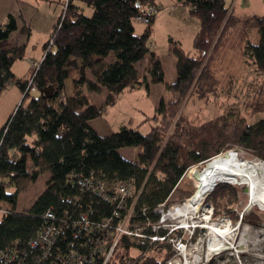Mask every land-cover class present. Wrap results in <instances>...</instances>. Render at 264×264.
Here are the masks:
<instances>
[{
  "label": "trees",
  "instance_id": "1",
  "mask_svg": "<svg viewBox=\"0 0 264 264\" xmlns=\"http://www.w3.org/2000/svg\"><path fill=\"white\" fill-rule=\"evenodd\" d=\"M85 2L93 9L90 15L72 0L66 1L52 32L53 51L46 53L34 76L36 95L31 89L27 91L33 71L27 78H20L13 71L14 63L24 57L26 45H2L18 28L16 16L9 14L0 25V93L14 84L24 94L22 102L0 128V202L13 205L0 212V249L17 240L20 246L28 247L27 242L46 223L48 210L59 220L69 215L76 219L80 212H88L97 223L109 220L113 226L109 236L114 235L119 222L114 215L115 205L78 184L80 176L94 174L104 181L105 191L109 193H116L123 183L131 185L133 194L126 208L134 206L130 224L143 226L145 233L164 237L151 242L148 238L125 235L109 264H123L127 260L131 264H165L173 252L162 256L155 249L160 245L169 250L170 234L162 226L153 231L152 224L160 221L158 206L169 201L184 174L190 170L197 172V164L236 146L264 160V116L253 123L236 112L232 113L234 120L224 116L195 124L180 116L175 121L191 92L206 95L217 84L206 57L219 50L230 29L241 24L259 27L258 43L245 31L240 37L241 43H245L244 56L264 73V12L244 17L227 6L225 0H177L189 7L200 22V29L194 37L192 51L170 37L172 52L177 57V77L167 82L166 88L176 97L161 101L153 116L155 124L148 133L124 126L102 135L91 125V120L102 116L106 107L115 105L125 91L149 85L150 81L165 82L162 58L152 49L154 45L150 41L156 16L142 33L135 29V17L141 10L151 4L161 7L159 0ZM147 56V74L142 76L138 64ZM69 79L73 92L66 94ZM85 87L89 92H105L104 104L91 102ZM134 146L142 147L137 156L128 158L121 153L122 148ZM45 173L48 174L45 191L30 210L16 212L22 183L28 179L35 181ZM10 184L17 185L15 192L7 191ZM227 189L234 195L237 192L229 182H220L206 198L218 208V199L225 196ZM126 213L122 210L121 217ZM232 217L238 219L236 213ZM91 224L94 226L95 222ZM80 237L83 235L67 233L54 246L51 257L44 263L33 264H62L73 249L80 248ZM42 253L36 249L31 257L37 254L39 258Z\"/></svg>",
  "mask_w": 264,
  "mask_h": 264
},
{
  "label": "rangeland",
  "instance_id": "2",
  "mask_svg": "<svg viewBox=\"0 0 264 264\" xmlns=\"http://www.w3.org/2000/svg\"><path fill=\"white\" fill-rule=\"evenodd\" d=\"M66 1H18L17 11L15 12L18 28L8 41L2 45L11 46V43L26 45L24 57L18 61L22 70H28L27 66L30 59L28 57L38 60L41 58L43 43L48 39L45 31H47L49 24L53 23L55 13L58 12V16L62 14ZM225 1L227 6L234 8L235 13L240 16L247 17L264 12V0ZM84 6L85 13L92 14L88 7ZM158 14L160 18L156 24V34L154 24V32L150 41L154 45L152 49L162 58L165 69V82L153 83L150 81L149 85L143 84L140 89L125 91L115 105L106 107L102 116L91 120V125L102 135L112 134L121 130L124 126L138 128L142 133H148L155 124L153 116L161 101L165 99L168 102L170 98L174 99L176 97L166 88V83L174 81L177 77V57L172 52L170 36L183 41L188 47L190 42L187 37L188 34L191 37V34L195 31L193 30V22H197V20L194 17L193 21L185 20L184 16H188L189 13L180 5L174 10L164 7ZM145 26V23L135 21L137 33H142ZM229 31L228 39H224L219 50L211 55L208 54L206 57V60H209V69L218 80L217 84L213 86L214 90L211 89L206 95L202 96L191 92L182 103L175 121L180 116L195 124L214 121L224 116L234 120L232 117L234 114L232 113L236 112L245 116L250 123H253L264 116V73L259 72L252 61L244 56L245 43H241L240 37L241 35L244 36L246 32L254 43H258L261 37L259 27L256 25L247 27V25L241 24ZM147 63L148 56L138 64L142 76L147 74ZM32 71L33 67H31ZM16 90L21 91L19 87H16ZM6 92L9 93V96L13 94L12 91L7 90ZM72 92L73 84L72 80L69 79L66 82L65 93L71 94ZM85 92L89 95L91 102L98 105L104 104L105 92H89L86 87ZM32 94L36 95L38 93L32 91ZM9 96L4 101H0V126L5 123L13 111V108L8 105ZM23 97L24 94L21 95L19 103ZM1 102L3 105H1ZM234 148L240 149V153L244 157L262 160L243 147L236 146ZM141 150V146L126 147L121 149V153L125 157L132 158L137 156ZM190 171L184 174L177 184V188L175 187L173 190V195L171 194L169 201L159 211L160 220L162 218L165 221H159L155 224V228L158 229L160 226L167 228L170 234L168 239L170 248L168 250L159 245L155 252L160 251L162 256L166 252H173V255L166 260L165 264H175V261L183 263L188 261L189 264H264V231L255 224L264 223V210L259 207L249 208L248 210L246 185L229 183L234 186L237 192L234 195L229 192V189L225 190V196L218 199V208H215L213 203L206 198L197 205L194 218L183 220L182 217H172L171 209L190 198L201 179L198 171ZM47 179L48 174L45 173L35 181L28 179L22 183L15 208L16 212L23 213L31 209L38 197L45 191ZM16 190V184L7 186L8 192H15ZM0 206L3 208L13 207L11 203L5 201L0 202ZM207 211L208 215L206 214ZM234 213L238 215L236 220L232 219ZM213 224L230 226L235 233V240H229V243H227L231 246V249L212 254L209 259L204 260L211 237L209 227Z\"/></svg>",
  "mask_w": 264,
  "mask_h": 264
},
{
  "label": "built area",
  "instance_id": "3",
  "mask_svg": "<svg viewBox=\"0 0 264 264\" xmlns=\"http://www.w3.org/2000/svg\"><path fill=\"white\" fill-rule=\"evenodd\" d=\"M160 10L158 6L151 4L146 9L141 10L135 17V20L147 24L153 17L158 15ZM53 48L54 34L51 33L43 58L47 52L53 51ZM40 62L41 60L32 62L33 72L29 79L27 91L29 89L37 91V86L34 84L33 80L40 66ZM78 184L83 189L91 191L102 199L108 200L115 205L116 209L114 215L119 218V222L114 228V235H110L112 237L109 236V229L113 227L109 220L97 223L95 219L92 220L88 212H80L76 219L72 218V215H69L59 220L51 210H48L45 214L47 218L46 223L38 230L36 237L27 242L28 247H25V245L20 246L21 244L17 240L15 243L11 244V246L0 249V264L44 263L47 258L52 256L54 246H57V244L59 245V242L67 236V233L74 235L78 234L79 236L83 235L82 238L87 237V239L81 240L82 238L80 237L79 242L81 243H78V247L80 248L73 249L71 253L64 258L62 264H109L113 258L117 244L125 235L137 239L148 238L151 242L155 241L157 238L164 239L162 236H155V233H145V231H143V226L130 224L131 215L134 214L132 213L134 206L133 208L132 206L128 209L126 208L129 197L133 194L131 185L123 183L118 186L116 193H109L105 191L104 181L94 174L90 176H80L78 178ZM164 205L165 203H161L157 211H161ZM122 210L128 213L121 217ZM5 211L4 208H0V212ZM163 221L165 220L161 218L160 222ZM94 222L95 225L91 226V223ZM152 230L155 231V223L152 224ZM30 247L32 250H42V256L38 258L36 254V256L34 255L31 257V253L35 250H30ZM123 264H131V262L127 260L124 261Z\"/></svg>",
  "mask_w": 264,
  "mask_h": 264
},
{
  "label": "bare ground",
  "instance_id": "4",
  "mask_svg": "<svg viewBox=\"0 0 264 264\" xmlns=\"http://www.w3.org/2000/svg\"><path fill=\"white\" fill-rule=\"evenodd\" d=\"M195 167L201 175L199 184L190 198H187L181 205L171 209L172 217H182L183 220L194 218L197 205L202 203L220 182L246 185L248 210L255 207L264 210V161L244 157L241 155L240 149L234 148L224 151L203 163H199ZM206 214L208 215V211ZM255 224L264 231V223ZM189 226L191 227V225ZM209 234L211 236L209 248L204 260L209 259L212 254L222 253L231 249V246L227 243L235 238V233L230 226L213 224L209 227ZM175 264L189 263L188 261L184 263L175 261Z\"/></svg>",
  "mask_w": 264,
  "mask_h": 264
},
{
  "label": "crops",
  "instance_id": "5",
  "mask_svg": "<svg viewBox=\"0 0 264 264\" xmlns=\"http://www.w3.org/2000/svg\"><path fill=\"white\" fill-rule=\"evenodd\" d=\"M18 1L19 0H0V25L3 24L7 20L9 14L12 13V14H14L16 16V13L15 12L17 11L16 10V7L18 6ZM72 2H74L77 5H79L83 9L84 12H85V6L84 5H86L88 7V9L90 10V12H93L92 7L89 6V5H87L86 2H85V0H72ZM164 2H166L167 4H165ZM159 3H160L161 10H163L164 7L171 8V10H174V9L178 8L179 5H180V6L184 7V9L189 13L188 16H184V19L185 20L189 19L190 21H193L194 18L197 20V22H193V28H194L193 30H195V31L191 34V37L188 34V37L187 38H189V42H190V44L188 45V47H186V45L184 44L183 41L179 40L182 43L183 47L186 50L192 51L193 50V40H194V37H195L196 33L198 32V30L200 29V22H199V20L190 13V9H189L188 6H185V5L180 4L179 2H177V0H159ZM158 15L155 17V22H154V24H155V34H156V24H157V22L159 21V18H160V16H158ZM57 16H58V12H56L55 15H54V18H53L54 21H53V23L52 24L50 23L49 26H48V28H47V31H45V33L47 34L48 39H49L51 33L53 32V30L55 28V25L57 23V20H58V17H59V16L58 17ZM135 21H137V20H135ZM154 24H153V32H154ZM170 37H172V36H170ZM48 39H46L44 41V43H43V51H41V55H40L41 58L39 60L38 59H34L33 57H28V58H30L29 61H28L29 62L28 63V66H27L28 67V70H22L21 69V65L18 64V61L19 60H17L14 63V65H13V71L15 72V74L18 77H20V78H27V77H29L30 72H31V67H32V60L33 59H34V61H40V60H42L43 54H44V46H45V44H46V42H47ZM13 45L14 44L11 43V46H13ZM5 47H9V46H5ZM155 49H156V47H155ZM16 87H18V86L17 85H14V84H11V85H9L6 89H4L0 93V101H4V99L9 96V93L6 92V91L8 90V91H12L13 92V94L10 95L11 97L9 96V98H8V102H9L8 105H10V108H13L12 113L16 110V108L18 107V105L22 102L21 101L19 103V100H20L21 95L23 94V92L22 91L18 92V90H16ZM140 88H138V89H140ZM1 105H3L2 102H1ZM8 118L6 119V121L8 120ZM6 121H5V123H6ZM2 126H0V128Z\"/></svg>",
  "mask_w": 264,
  "mask_h": 264
}]
</instances>
